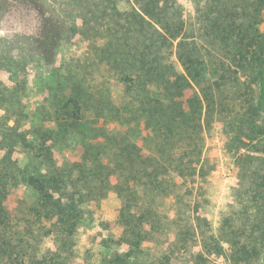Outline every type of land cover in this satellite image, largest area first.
I'll return each mask as SVG.
<instances>
[{
    "label": "trees",
    "instance_id": "1",
    "mask_svg": "<svg viewBox=\"0 0 264 264\" xmlns=\"http://www.w3.org/2000/svg\"><path fill=\"white\" fill-rule=\"evenodd\" d=\"M10 1L0 0V17ZM124 1L59 0L83 8L77 28L87 51L63 57L60 26L47 19L33 51L43 63L44 96L35 107L24 101L28 79H18L26 67L12 54L0 56V72L8 61L12 82L0 81V264H184L188 256L207 264L223 251L225 233L226 262L252 264L264 242L234 240L232 209L219 228L205 216L219 163L205 134L217 119L237 153H251L238 161L264 160L255 155L264 156V144L255 145L257 129L264 131V49L246 23L249 16L260 22L264 0H194L193 17L179 0ZM206 27L238 47L212 65L214 77L194 33ZM252 70L255 92L245 81ZM59 144L73 149L70 159L58 154ZM250 176L244 195L263 200L264 173ZM111 194L121 202L115 219L96 221L95 208ZM170 198L174 211L161 212ZM97 225L120 232L101 239L98 262L79 242L82 228ZM48 236L55 245L42 249ZM152 243H165L164 252L152 251Z\"/></svg>",
    "mask_w": 264,
    "mask_h": 264
},
{
    "label": "rangeland",
    "instance_id": "2",
    "mask_svg": "<svg viewBox=\"0 0 264 264\" xmlns=\"http://www.w3.org/2000/svg\"><path fill=\"white\" fill-rule=\"evenodd\" d=\"M14 1V0H13ZM10 1L9 5L3 10V16L0 17V38L4 41H0V44L6 45L5 50L0 51V56L14 55L15 60L21 62L20 67H26V73L19 75V81L28 79L26 84L27 98L25 102L31 104V107H35L41 102L44 92L39 89L38 82L41 81V73L43 71V63L34 54V50L37 49L35 43L38 41L37 33L40 28L43 27L47 19H53L52 21L60 26V36L65 40L61 44V51L63 57L67 56L71 59H76L79 55L85 54L87 51V45L82 42L78 35V24L81 23L79 15L83 13V8H74L69 10L59 4V0H16ZM206 0H203L205 2ZM123 0V6H125ZM182 4L185 14L188 16H195L196 6L194 0H179ZM247 1L235 2L237 5L246 7ZM203 4V3H202ZM122 5H120L122 7ZM124 9V8H122ZM241 11L242 9H238ZM205 8H203V12ZM250 12V10H249ZM66 13V14H64ZM72 17H70V14ZM69 15V17H68ZM249 26L254 30L259 31L258 41L260 46L264 49V9L261 11L259 17L260 22L252 23L253 18L249 16ZM97 21L96 16L92 15L90 28L96 27ZM76 24H75V23ZM195 19H192L191 25L193 29ZM97 28V27H96ZM206 31L197 30L195 36L198 38V48L203 56L201 59L206 60V67L210 69L211 76H216L215 68L212 65L217 66V63L221 59L232 58L238 47L234 42L224 43L221 41L220 35L213 36L208 35ZM93 31V30H92ZM2 46H0L1 48ZM65 61H71L66 59ZM8 62V61H7ZM6 65L0 72V81L4 82L8 87L12 86L10 68ZM10 62V61H9ZM45 64V63H44ZM65 66V64L63 65ZM48 75V74H47ZM245 81L256 91V71L252 70L245 77ZM3 112V111H2ZM4 113V112H3ZM255 124L260 128L262 126V115L255 116ZM34 122L33 119L30 120ZM214 126L206 132L207 138V151H211L212 157H214L219 163L217 169L214 171L213 176L215 178L209 179L211 182L213 191L212 200L213 203L209 206L211 214L206 213L205 216L212 221L213 227H220L223 217L227 215L229 209L235 213L233 221L234 240L238 243L249 242L253 244H259L264 242V238L260 234V230L264 228V199L260 200L257 197L249 198L244 195V190L250 181V174L254 171L264 173V160L245 161L243 158L238 161L237 157L241 154H249L250 152L245 149L237 151L231 145V136L229 135L228 129H223L221 121L214 119ZM264 127V126H263ZM257 142L255 145L259 147V143L264 144V131L262 128L257 129ZM57 152L63 159H70L73 155V149L67 145H57ZM251 154V153H250ZM255 154V153H254ZM257 157H264L262 154L256 153ZM23 164L26 163L27 157L21 159ZM246 170V171H245ZM246 172V174H245ZM24 187L17 189L15 193L21 194L24 191ZM183 190L180 191L182 193ZM174 198L166 201L161 212L172 213L174 211ZM231 206V207H229ZM120 207V201L116 199V195L111 194V197L103 201L102 205L95 208L94 219L99 222L113 221L115 218L116 210ZM244 226V227H243ZM253 229V230H251ZM252 231V232H251ZM254 231V232H253ZM120 232L117 230L104 231L101 225L94 226L92 228H82L79 233V242L83 245H87L96 252L97 262L100 261L101 253H104V246L101 243L103 237H116ZM264 232H262L263 234ZM221 235V234H219ZM224 235V236H223ZM221 235V241L219 244L223 248L220 255L212 258L207 264H228L226 258L230 256L231 250L230 245L226 242L227 235ZM160 242V241H159ZM55 245V241L52 236L45 238L42 249H50ZM165 243H152L150 248L152 251L157 253L164 252ZM96 261V260H95ZM252 264H264V246L259 248L257 254L250 258ZM82 262V261H81ZM91 263V262H90ZM194 260L188 256L186 263L193 264ZM79 264V263H76ZM91 264H96L91 263ZM180 264V263H178Z\"/></svg>",
    "mask_w": 264,
    "mask_h": 264
},
{
    "label": "crops",
    "instance_id": "3",
    "mask_svg": "<svg viewBox=\"0 0 264 264\" xmlns=\"http://www.w3.org/2000/svg\"><path fill=\"white\" fill-rule=\"evenodd\" d=\"M110 197H111V195H110ZM110 197H109V198H110ZM109 198H108V199H109ZM116 199H117V198H116ZM120 204H121V202H120ZM119 208H120V207H119ZM119 208H118V209H119ZM118 209H117V210H118ZM117 210H116V211H117ZM115 216H116V213H115ZM114 219H115V218H114Z\"/></svg>",
    "mask_w": 264,
    "mask_h": 264
}]
</instances>
